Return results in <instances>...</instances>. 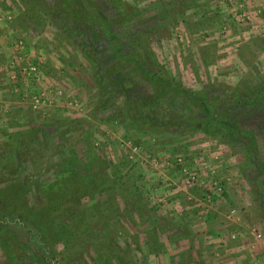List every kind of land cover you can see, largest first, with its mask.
I'll return each mask as SVG.
<instances>
[{
    "label": "rangeland",
    "instance_id": "rangeland-1",
    "mask_svg": "<svg viewBox=\"0 0 264 264\" xmlns=\"http://www.w3.org/2000/svg\"><path fill=\"white\" fill-rule=\"evenodd\" d=\"M91 1L124 52L142 44L191 91L264 86V0ZM60 4L0 0V190L18 208L0 264H45L29 228L51 264H264V97L235 114L256 154L195 130Z\"/></svg>",
    "mask_w": 264,
    "mask_h": 264
},
{
    "label": "trees",
    "instance_id": "trees-1",
    "mask_svg": "<svg viewBox=\"0 0 264 264\" xmlns=\"http://www.w3.org/2000/svg\"><path fill=\"white\" fill-rule=\"evenodd\" d=\"M73 2H75V4H73ZM60 5L64 14L67 16L73 14L71 13V9L75 10V13L81 10L80 13L83 15L80 16L79 19L77 18V20H82L86 22L87 25L94 27L99 31L100 36L105 38L107 42L106 48L111 52L113 51L112 54L115 56V61L117 62L115 68L121 71L124 63L133 64L136 70L141 72L143 77L150 83L151 87H153V100L163 99L169 94L179 96L184 105V113L188 114L187 119H185L186 123L192 125L195 130L208 132L213 136L220 135L226 139L238 138L239 140V138L242 137L246 139L245 145L247 148H250L252 152L256 154L257 140L254 130L241 124L240 113H238L237 116H235V114L240 112L241 109H244L245 104L250 103V100L254 99V95L256 101L260 98L262 99V97H264V86H261L260 89L249 90V92L247 91L248 93L244 92L243 94L240 92H232V97L228 99L221 97V95H211L208 91H191L184 87L180 81L172 77L167 71L163 70V68L160 67L156 70H152V68L147 67L145 65V51L147 49H144L142 44H139V49L133 52H124L119 40L112 41L113 35L109 31L108 21L103 18L101 10L93 1L61 0ZM168 98L170 97H165L164 100ZM149 100L152 101V96ZM230 106L236 107L237 110H227ZM137 107L139 108L138 105H136V108ZM0 164H2L0 165V171H5V167L8 166L9 162ZM3 191L0 190V237H4V235L7 234V237H14V229L6 227L3 224L4 222L11 224L9 220H14V218H10L8 214L14 216V212H16L18 208L14 206L10 209L4 208L2 199L6 193H3ZM6 215L8 219L10 218L9 220L6 218ZM15 225L18 226V222H15ZM28 232L31 236L27 238V241L32 249L37 252L38 258L41 259L42 263L51 264L54 258L49 255V250L42 239V234L38 230L36 231L30 228ZM9 246L12 247L13 243ZM11 259L14 260L12 264H18L15 259Z\"/></svg>",
    "mask_w": 264,
    "mask_h": 264
},
{
    "label": "built area",
    "instance_id": "built-area-1",
    "mask_svg": "<svg viewBox=\"0 0 264 264\" xmlns=\"http://www.w3.org/2000/svg\"><path fill=\"white\" fill-rule=\"evenodd\" d=\"M31 70H33V68H31ZM232 212H234V211H232Z\"/></svg>",
    "mask_w": 264,
    "mask_h": 264
},
{
    "label": "crops",
    "instance_id": "crops-1",
    "mask_svg": "<svg viewBox=\"0 0 264 264\" xmlns=\"http://www.w3.org/2000/svg\"><path fill=\"white\" fill-rule=\"evenodd\" d=\"M1 19V18H0ZM1 24V23H0ZM0 50H1V47H0Z\"/></svg>",
    "mask_w": 264,
    "mask_h": 264
}]
</instances>
